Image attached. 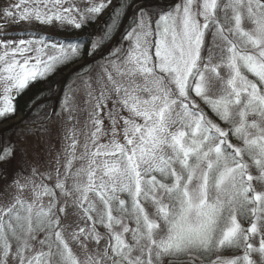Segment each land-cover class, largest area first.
Listing matches in <instances>:
<instances>
[{
  "label": "snow or ice",
  "instance_id": "obj_1",
  "mask_svg": "<svg viewBox=\"0 0 264 264\" xmlns=\"http://www.w3.org/2000/svg\"><path fill=\"white\" fill-rule=\"evenodd\" d=\"M111 4L17 0L3 17L80 29ZM111 27L90 42L0 35V118L30 85L94 55ZM83 84L85 107L66 92L36 126L47 148L38 138L28 168L25 147L10 181L16 148H0V264H264V0L142 6ZM62 113L63 135L49 129Z\"/></svg>",
  "mask_w": 264,
  "mask_h": 264
},
{
  "label": "rangeland",
  "instance_id": "obj_2",
  "mask_svg": "<svg viewBox=\"0 0 264 264\" xmlns=\"http://www.w3.org/2000/svg\"><path fill=\"white\" fill-rule=\"evenodd\" d=\"M164 1L166 3L171 2V0H163V2ZM99 2H100V0H72V3H74L76 5V7H78L81 10L90 6L91 3H99ZM15 3H17V0H0V35H2L3 33H11L12 34V36L5 37V38H18L23 32H29V33L35 32L38 35H44L46 37H51L54 40L61 41V42H65V41L90 42L92 39L99 40L100 36L103 35L104 31H102V29L105 25V20L108 18L109 14L113 11V6L116 7V5H118L119 0H112V4L109 5L108 8H106L99 16L95 17L94 19L87 21L80 29H75L73 26L68 25V24L60 25L55 21L53 22L52 25H39L35 21H32L31 23H28V22L13 23L10 19L6 20L3 17V9L5 7L11 6ZM142 6L149 7L153 10H158V8L160 7L159 5L155 4L154 2L149 1V2H145V3L141 4L137 9H135L132 12L131 17H130L127 25H126V28L124 29L123 34L120 37V39H119V41L116 44L114 49H116L120 46L125 32L129 29V26L132 23V17L137 13V10L139 8H141ZM65 7H67V5H65ZM121 20H122V18H121ZM119 24H120V22H119ZM94 32H96V34H94ZM113 36H114V34L111 35L110 39L104 40L100 49H98L94 55L84 56L80 60H77L74 62H69L65 65L59 66L58 69L53 74L49 75L46 79L39 80L36 82V83H39V82L43 83V89H44L43 94L45 95V98L38 100L36 103L41 101L40 104H37L38 106H36L33 109V112H31L28 115V117L19 124L20 126H23V127L25 125L31 126V131H24L21 129L20 130L17 129L14 131V129H13V131H11V134L9 133V135H7L6 137H3L0 140V148L5 147V146H9V145H14L16 148V153H17L16 160L13 161V163L11 165H5L4 166V172L7 174L9 181L12 179V177L15 173V170L17 168L21 167L20 160H21L22 151L25 147H27L29 149V155L26 157V159L29 162L27 165L28 168L31 167V163H32L31 149L37 143L38 138H39L41 145L45 149L47 148L48 131L46 130L43 132H38L36 129V126L43 123L46 120L47 116L51 115V113L53 111H56L57 113H61V111H62L61 105H62L64 95L66 92H71L72 90H76V93H75L76 104H78L81 108L85 107V105L83 103L84 99H85L83 81L88 79L89 74L92 76L93 81L95 80V76L101 72V65L106 63V60L111 56V53L114 49L105 58L98 59L97 61H94V63L84 66L83 68H81L77 72H75L73 75H71L68 78V80L64 83V85L61 89V93H60L56 102L47 101V102L43 103V101L45 99L48 100L50 98H54L55 96H57L59 94V88H60L59 82L60 81L58 80V78L61 76L62 72L65 71V69L68 68L69 66H71L73 63L75 64L77 62L84 61L86 59L92 58L95 55H97L98 51H102L103 48H105L110 43ZM85 46H88L87 43L85 44ZM36 83L30 85L29 88L27 90H25V92L21 95H24L28 91H30V89ZM93 86L96 87L95 83L93 84ZM0 94H2V93H0ZM21 95L18 96L14 100L15 105L21 99ZM36 103H34V104H36ZM33 105L31 106V108L33 107ZM36 108L37 109L39 108L41 110H35ZM26 114H21L17 110L14 114L7 116V118L12 116L13 118H11L8 121H15L19 118H22ZM75 116L80 121V124L77 125V128L78 129L83 128L84 121L87 117V112L86 111H77L75 113ZM4 118H6V117H4ZM0 119H2V118H0ZM65 121H67V113H62L61 115H57L54 118L52 124L49 125V129H56L59 126L60 130H61V134L63 135V133H65L67 131V129L69 127H71V123L65 124L64 123ZM74 122L75 121H73L72 123H74ZM83 139H84V137L81 134L79 136V140L81 143H83ZM233 142L239 143V141H236L235 138H233ZM54 144H55V147L53 149V155L55 154L56 149H58L60 147V140L55 139V133H54ZM79 163H80L79 161L75 162L74 168L78 167ZM47 167H48V165L45 163L41 170L43 171V170L47 169ZM253 174H256L254 169H253ZM3 183H4V181L0 180V185H3ZM256 187H257V190H264V186H261L258 183L256 184ZM0 202H2V199H0ZM146 207H148L149 211H151L150 205H146ZM74 219L75 218L73 217V220ZM73 227H75V224H73ZM99 230L102 233L105 232V230L103 228H100ZM65 235L67 236V231L65 232ZM256 243L258 245V241ZM102 244H103V241H102ZM71 246L73 247L74 251H76L78 254L80 253V249H79V247H77V245L71 244ZM89 247L91 248V247H93V245H89ZM242 254H243L242 249L239 250L238 252L222 251L220 253L213 254L211 259H215L217 255H219L223 258H233L236 255H242ZM81 258H83V256H81ZM254 259H258V258L255 257V255H254ZM205 264H209V261L206 260Z\"/></svg>",
  "mask_w": 264,
  "mask_h": 264
},
{
  "label": "water",
  "instance_id": "obj_3",
  "mask_svg": "<svg viewBox=\"0 0 264 264\" xmlns=\"http://www.w3.org/2000/svg\"><path fill=\"white\" fill-rule=\"evenodd\" d=\"M154 2L155 4L159 5V6H164V5H167L171 2H163L162 0H134L132 1L129 6L127 7L125 13H124V16L121 20V23L114 35V37L112 38V40L110 41V43L107 45V47H105L100 53H98L97 55H95L94 57L92 58H89L85 61H80L78 63H75L74 65L70 66L66 71H64L62 73V75L58 78V80L60 81V88H59V94L57 96H55L54 98H50V99H45L43 101L44 102H47V101H51V102H56L60 93H61V89L64 85V83L68 80V78L74 74L76 71H78L79 69L83 68L84 66L86 65H89V64H92L94 63V61H97L98 59H101V58H105L116 46V44L118 43L120 37L122 36L123 34V31L124 29L126 28V25L131 17V14L132 12L137 9L141 4L145 3V2ZM41 102V101H40ZM40 102L36 103L33 105V107L30 109V111L24 115L22 118H19L15 121H10V122H7V123H4V124H1L0 125V136L1 135H4L8 132H11L16 129H21V130H24L25 128H31V127H26V126H20L19 124L25 120L28 115L33 112V109L38 106L37 104H40Z\"/></svg>",
  "mask_w": 264,
  "mask_h": 264
},
{
  "label": "trees",
  "instance_id": "obj_4",
  "mask_svg": "<svg viewBox=\"0 0 264 264\" xmlns=\"http://www.w3.org/2000/svg\"><path fill=\"white\" fill-rule=\"evenodd\" d=\"M134 0H119L118 5H116L117 8H119L121 5H123V8L121 9V14L118 18V20L116 21V23L113 25L112 24V20H111V16L113 15V11L109 14L108 18L105 20V25L102 29V31H109V25H112L111 27V35L115 34L119 22L121 20V18L124 16L125 10L127 8V6ZM94 34H96V32H94ZM100 49V48H99ZM104 49V48H103ZM100 51H98L97 53H99ZM69 68V67H68ZM67 70V68L65 69ZM63 73V72H62ZM43 83L39 82L36 83L31 89L30 91H28L26 94L21 95V99L19 100V102L15 105L16 111L18 110L19 113L21 114H26L30 109L31 106L36 103L38 100L45 98V95L43 94ZM41 107V106H40ZM35 110H41V109H35ZM15 111V112H16ZM11 118H13L12 116L9 118H2L0 119V124L6 123L8 120H10ZM11 134V132H10ZM7 135H9V133L5 134L4 136L0 137V140L3 137H6Z\"/></svg>",
  "mask_w": 264,
  "mask_h": 264
}]
</instances>
